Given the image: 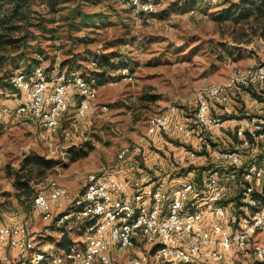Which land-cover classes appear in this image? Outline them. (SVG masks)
<instances>
[{
  "label": "built area",
  "instance_id": "obj_1",
  "mask_svg": "<svg viewBox=\"0 0 264 264\" xmlns=\"http://www.w3.org/2000/svg\"><path fill=\"white\" fill-rule=\"evenodd\" d=\"M131 7L146 14L165 8L141 0H133ZM86 73L44 64L15 70L9 76L13 103L0 91V124L41 126L56 134L73 105L75 117L85 119L98 97V79ZM135 79L129 65H120L106 81L115 85ZM235 89L247 90L261 109L240 118L215 115L213 107L226 105ZM194 99V120L178 117L183 113L180 105H167L150 118L145 136L119 150L118 161L142 154L160 135L180 131L192 136L196 122L203 130L201 141L223 173L215 168L203 172L202 182L194 176L181 182L153 181L132 194L128 180L106 165L89 170L83 191L74 195L52 180L48 192L35 195L32 209L60 227H79L82 237L67 248L45 245L27 221L11 219L0 226V243L19 249L22 264H264V65H236L226 80L201 85ZM227 122L235 142L212 147L205 132L223 130ZM197 155L189 150L181 161ZM63 164H55L59 175ZM224 174L237 181L238 190L231 196L220 182ZM239 190V201L232 199ZM120 255L126 257L123 263ZM0 264L13 262L1 255Z\"/></svg>",
  "mask_w": 264,
  "mask_h": 264
},
{
  "label": "rangeland",
  "instance_id": "obj_2",
  "mask_svg": "<svg viewBox=\"0 0 264 264\" xmlns=\"http://www.w3.org/2000/svg\"><path fill=\"white\" fill-rule=\"evenodd\" d=\"M30 1L29 19L15 32L16 36H28L27 45L21 50L26 55L9 53L8 64L0 72V91L11 92L8 76L25 68L29 61L32 63L39 52L44 53L43 64L48 69L55 64L65 66V59L74 57L81 59L76 67L88 73L97 68L91 66L96 55L114 53L121 55L136 77L134 82L122 80L115 85L103 78L98 80V97L89 115L77 119L73 105L56 134L41 126L0 124V226L11 219L26 221L31 216L33 220L27 223L41 234V243L56 245L62 229L73 240L82 231L77 226L60 227L34 212L32 202L38 192H48L52 180L64 177L74 195L83 191L89 170L102 165L119 170L125 164L118 161L119 150L145 136L150 118L169 104L180 105L183 117L194 120L196 90L203 84L226 80L236 65L264 63V40L257 35L256 26L215 18L240 0H167L164 13L158 16L140 14L131 7L130 0ZM12 8V4L3 6L2 15H9ZM118 63L107 69V78L116 74ZM193 126L196 145L188 142L186 150L197 151V158L182 162L186 153L180 161L172 162L173 168H196V173L224 169L219 168L201 141L203 130L196 122ZM225 134V130L205 132L212 147H228L235 142V138L229 145L223 142L221 137L228 141ZM171 135L160 136L179 140ZM150 143L147 148L153 154L155 150V155L163 154L161 146ZM37 156L64 162L62 175L55 165L46 170L34 166L31 161ZM18 173L24 180L32 176L31 195L15 185ZM162 177L151 176L154 181L163 180ZM220 182L226 187L227 196L238 190L237 181L225 174ZM5 246L9 252L10 247ZM119 258L122 263L126 260L125 255ZM12 259L18 263L17 258Z\"/></svg>",
  "mask_w": 264,
  "mask_h": 264
},
{
  "label": "trees",
  "instance_id": "obj_3",
  "mask_svg": "<svg viewBox=\"0 0 264 264\" xmlns=\"http://www.w3.org/2000/svg\"><path fill=\"white\" fill-rule=\"evenodd\" d=\"M6 4H12L13 8L9 15L8 14L2 15V8ZM31 8H32V4L30 0H0V72L3 71L4 65L8 64L7 61L9 59V53L21 52V54H23L21 56L25 57L26 55V53H23V51L21 50L24 47H26L28 36L27 35L16 36L15 32L19 31L22 28L23 22L29 19L28 12L31 11ZM165 8L156 12H149L150 14H146L143 12H140V14L145 16L146 15L158 16L164 13ZM215 18L218 20L233 19L237 23L245 22L246 25L250 27L256 26L257 29L256 31L258 33L257 35L259 36L260 39L264 40V0H240L239 2L232 3L229 7H226L222 12L221 17L216 16ZM43 54L44 53L41 52L37 53V55L33 57V62L31 63L29 61L26 67L23 69L29 71L35 64L42 62ZM11 56L12 55H10V57ZM95 58L98 66L96 69H93L90 72V74H92L98 80H101L102 78L107 79L106 77L108 73L107 69L110 67L113 68L112 66L116 65L118 61L120 63H118L116 69L120 65H128L127 63L123 62L122 60L123 58L121 57V55L120 56L114 55V53L113 54L104 53V54L96 55ZM65 60H66L65 65L68 64L73 65V64H77L78 60L81 59L68 57V59ZM84 73L87 74L86 71ZM9 76H8V82H9ZM31 162L34 166H38L40 168H43L44 170L50 169L56 164L53 159H48L44 156L34 157ZM207 169L203 168V170H207ZM216 170H220V169H215V171ZM223 170L224 169H221L220 172L223 173ZM194 178L202 182L203 171L196 174ZM31 181H32V176H27V178H25L24 180L21 174L18 173V175H15V185L17 186L18 190L22 189L26 191L28 195H31L33 192ZM242 195H243L242 190H239L238 194L233 195L231 198L239 201ZM21 196L22 194L18 193V197L21 198ZM72 243L73 240L72 237L68 235V231L62 229L61 237L56 242L57 246L62 248H67Z\"/></svg>",
  "mask_w": 264,
  "mask_h": 264
},
{
  "label": "crops",
  "instance_id": "obj_4",
  "mask_svg": "<svg viewBox=\"0 0 264 264\" xmlns=\"http://www.w3.org/2000/svg\"><path fill=\"white\" fill-rule=\"evenodd\" d=\"M44 60H42V63ZM255 64V63H254ZM252 64V65H254ZM257 64V63H256ZM56 66V64L51 68L55 70H76L78 72H83L78 68V65L76 67L75 64L73 65H60ZM13 90L11 92H7L8 94V101L10 103H13ZM261 108L254 105L249 97V93L247 90H242V89H235L231 90L229 92V100L228 103L224 106H214L213 107V113L215 115L221 116L225 119H229L230 117H243L245 114L250 113V112H256L260 110ZM182 114V115H181ZM185 116L184 113L178 114V117L181 119H185L187 117ZM226 131L225 136L228 138L226 141L223 137L222 141L227 143L228 145L230 144L231 138H235L233 135V127L230 122H227L226 127L223 129ZM170 136V135H169ZM174 136L175 139H178L177 141L172 140V139H163V137L158 136L156 139L155 144L160 147L163 150L162 155H155L151 151L152 149L150 147H146L143 150V153L140 155L132 156L128 158L125 161V164L122 165V167L119 169V174L120 176L126 178L128 180V192L129 194H132L138 187H144V186H150L153 183V177L157 176H163L164 180L167 179L166 176L169 178L165 180L166 182H181L185 178L193 177L196 174V168L193 169H181L179 171L177 168H173V161H180L182 156H184L186 153H188L189 150H186L189 144H193L194 146L196 145V136H186L183 132L180 131H175L172 133L171 137ZM233 144V142H231ZM231 144V145H232ZM176 169V170H175ZM184 170V171H183ZM183 171V172H182ZM206 172V171H203ZM65 176V175H63ZM163 177L161 179H163ZM147 179V180H146ZM170 179V180H169ZM58 180V179H57ZM61 180V181H60ZM58 180L61 184L65 185L67 188V180L61 179ZM70 192L72 193V189L68 188ZM73 194V193H72ZM57 209V208H56ZM57 210H62V207L58 208ZM34 212H39L41 215V211L39 210H34ZM31 214L32 212H27ZM25 216V215H24ZM26 218V221L33 220L32 218ZM30 218V219H29ZM62 234V233H61ZM78 239L82 237V234L77 236ZM73 240V239H72ZM77 240V239H74ZM73 240V241H74ZM7 245V244H6ZM5 255L7 256L13 264H22V260L24 258L23 253L15 248H11L9 252L7 251V246L5 244L0 246V256ZM17 258L18 263L14 259L11 260V258Z\"/></svg>",
  "mask_w": 264,
  "mask_h": 264
},
{
  "label": "bare ground",
  "instance_id": "obj_5",
  "mask_svg": "<svg viewBox=\"0 0 264 264\" xmlns=\"http://www.w3.org/2000/svg\"><path fill=\"white\" fill-rule=\"evenodd\" d=\"M141 1H142V4H144V5H157L158 3H160V7H164L167 0H141ZM130 2L133 4V0H130ZM160 9H162V8H159L158 10H160ZM149 12H156V11H149ZM92 63L96 64V61H93ZM35 65H43V63L41 62V63L35 64ZM254 65H264V63H257Z\"/></svg>",
  "mask_w": 264,
  "mask_h": 264
}]
</instances>
